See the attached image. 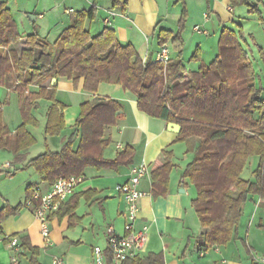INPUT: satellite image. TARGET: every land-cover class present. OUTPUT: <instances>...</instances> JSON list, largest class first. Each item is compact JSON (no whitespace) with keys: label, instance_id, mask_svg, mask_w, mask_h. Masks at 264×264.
<instances>
[{"label":"trees","instance_id":"16d2710c","mask_svg":"<svg viewBox=\"0 0 264 264\" xmlns=\"http://www.w3.org/2000/svg\"><path fill=\"white\" fill-rule=\"evenodd\" d=\"M248 5V0H232V5ZM253 13V9H250ZM261 15V14H260ZM259 18L261 19V16ZM92 11L73 16L70 27L58 40L49 43L37 33L24 36L12 14L0 3V49L13 48L8 56L0 54V87L17 94L22 125L12 134L0 103V149L20 155L36 144L28 132L29 125L39 126L33 115L37 102L51 103L47 111L45 134L57 137L66 129V106L57 98L53 79L66 78L75 88L83 82L86 93L98 94L101 84L120 86L137 98V108L150 118L182 127L175 144L192 142L194 160L183 175L196 187L192 205L201 227L202 239L210 246H226L238 237L245 205L253 198L264 206V88L257 84L249 55L237 41L236 33L224 30L219 55L209 66L201 64L196 73H189L183 64L186 11L177 34L160 31V48L170 45L172 52L165 67L157 61L144 63L131 45H123L115 32L105 29L92 36L85 23ZM21 47L20 51L15 50ZM264 60V52L260 51ZM195 53L191 60L198 61ZM264 63V61H263ZM37 87L36 92L30 90ZM123 105L110 98H96L80 106V115L72 134L63 139L58 152L47 150L15 173L32 167L44 181L53 186L59 179L83 177L87 169L118 171L134 163L136 151L127 146L114 160H107L105 151L111 144L107 131L117 126ZM79 140L77 147L75 142ZM167 164L155 162L150 174L154 195L168 191L172 151H164ZM252 161V180L245 177ZM95 192L74 194L61 203L52 216L68 219V228L80 222L76 214L80 201H91ZM33 199L28 195L27 201ZM37 205V203H35ZM17 209L11 212H17ZM5 211L0 212V230ZM21 248L31 252L30 264H39L37 248L25 242ZM122 264H164L159 256Z\"/></svg>","mask_w":264,"mask_h":264},{"label":"crops","instance_id":"0c3cea01","mask_svg":"<svg viewBox=\"0 0 264 264\" xmlns=\"http://www.w3.org/2000/svg\"><path fill=\"white\" fill-rule=\"evenodd\" d=\"M0 3L10 11L24 36L37 33L49 43L56 42L70 27L74 15L92 11L93 17L85 23L86 30L94 37L105 29L113 30L118 41L123 45H131L144 63L156 62V55L160 50L157 38L159 32L177 34L186 11L187 20L181 34L185 43L182 61L189 73L198 72L201 64L209 66L215 61L220 52L219 44L224 30L243 35L238 36L237 41L250 59L256 61L260 51L264 52V0H248V5L240 4L239 1L237 6L232 5V0H0ZM250 9H253V13L249 12ZM196 27L200 32L195 31ZM188 45H191L189 52L192 55L185 58L184 52ZM192 48L200 56L198 61L191 60L195 54L191 52ZM12 50L14 49L1 48L0 54L8 56ZM15 50L20 51L21 47ZM171 57L175 58L176 54L172 53ZM49 85H57V98L69 110L71 105L67 104L71 102L70 97L77 98V95L86 94L89 100L85 102H93L96 98H110L120 102L123 111L119 112L121 118L118 121L117 140L113 150H106L104 156L107 160H114L118 153L130 146L136 151L135 160L133 164L121 167L118 171L87 169L84 181L75 194L93 191L95 195L90 202L85 199L80 201L76 214L81 220L75 228H68L67 218L62 221L52 220L49 243L41 234L40 223L35 218L33 208L26 204L29 194H47L51 188L50 183L40 178L32 167L12 176L0 175V212L7 213L0 230V264H14V252L8 242L11 237L19 238L21 244L25 242L31 248H37L39 264H52V259L57 256L65 258L67 264H94L93 249L107 248L104 228L112 226L118 235L124 234L125 207L116 194L115 187L127 183L132 170L137 166L147 165L151 171L157 161L167 164L164 151L173 153L171 163L174 169L170 174L168 191L163 195H154L150 172L140 185L145 196L140 202L137 226L148 225L150 238L145 253L137 259L159 256L164 264H255L253 254L264 256V206L259 204L257 198L252 199L257 204V212L251 213L250 222L246 219L249 217L247 210L250 205L245 206L235 240L226 246L204 243L202 235L205 230L192 205L196 199L194 187L187 180L185 184L182 183L186 168L194 157V144H175L181 132L175 133L169 126L170 123L140 112L135 95L120 86L107 84H101L98 94L93 95L83 90V82L75 88L66 78H60L55 83L52 80ZM104 86H110L108 90L114 88L116 95L105 93ZM4 89L17 99L16 102L19 101L16 93ZM30 90L36 92L38 88L31 87ZM50 105L46 101L37 102L33 115L38 117L39 109L45 106L44 112L48 111ZM69 110L64 111L66 116ZM3 112L7 124L10 115L7 110ZM75 112L71 125L65 120L68 127L73 128L80 109L77 108ZM19 120L20 117L15 119V126L21 122ZM112 131V128L107 131V138L111 142ZM14 132L15 130L11 131L12 134ZM35 140L37 146L39 140ZM46 142L47 149L35 153H30L31 149L20 155L7 151V160L0 164V173H11L23 168L47 150L58 152ZM5 165L10 168L3 169ZM246 178L252 180L251 173ZM17 208L16 213L11 212ZM30 259L31 252L24 249L18 256V264H30Z\"/></svg>","mask_w":264,"mask_h":264},{"label":"built area","instance_id":"2783aa9c","mask_svg":"<svg viewBox=\"0 0 264 264\" xmlns=\"http://www.w3.org/2000/svg\"><path fill=\"white\" fill-rule=\"evenodd\" d=\"M196 32H200L198 27ZM171 60V53L168 45L160 48L156 55V61L167 66ZM5 165L3 169H9ZM147 165H140L132 170L130 180L115 187L116 194L122 199L125 207L124 234L118 235L112 226L107 227V248L93 249L94 264H122L126 261H133L145 253L149 242V226H137L139 221L140 202L145 193L140 189L142 180L149 174ZM83 177H70L59 179L47 194L33 193V199L27 201V207L34 210L35 218L40 223L41 234L44 240L49 243L51 236L52 216L58 212L61 203L73 196L77 188L83 183ZM37 203V205H35ZM10 247L13 249V263L18 264V256L22 253L21 242L17 237L8 238ZM255 264H264V256L252 255ZM52 264H67L65 258L55 257Z\"/></svg>","mask_w":264,"mask_h":264},{"label":"rangeland","instance_id":"374dc122","mask_svg":"<svg viewBox=\"0 0 264 264\" xmlns=\"http://www.w3.org/2000/svg\"><path fill=\"white\" fill-rule=\"evenodd\" d=\"M262 9V8H261ZM237 36H243L241 33H236ZM169 49H170V53L172 54L173 50L171 48V46L169 45ZM191 49V45H188L186 46V49H185V52H184V56L185 58L188 57L189 55H192L189 51ZM193 51H191L192 53H195V48H192ZM259 59H257L256 61H254L253 59H250V62L252 64V67H253V70L255 71V74H256V82L257 84H262L263 88H264V63H263V59H261V55H259L258 57ZM108 85V84H107ZM110 86H104V90L105 93H108V94H111L112 95H116V92L114 91V88H110L112 90H108ZM106 89V90H105ZM12 96L9 94V92H7L6 89L0 87V103L3 105V110H7V114L10 115V120L9 122H7V126L9 128V130L13 131V130H17L23 123V120H22V115H21V112H20V108H19V101L16 102L17 99L15 98H11ZM59 100V99H58ZM70 100L71 102L68 103L67 105H71L70 107V110H69V107H67L66 110H69L68 111V115L66 116L64 114V118L66 120V123H70L69 125H71V120L76 116L75 115V111L76 109H80V106L83 102L89 100L88 97L86 96V94H84V96L82 95H77V98L75 96H71L70 97ZM78 104V105H77ZM43 108L45 109V106H42L38 113H37V116L36 119L37 121L39 122V126H32V125H29L27 127V130H29L30 133H32L36 139H38V145L37 146H32L30 147L27 151H29L30 149V153H35V151H38V150H46L47 147V142L49 143L51 149L53 150H56V151H60L61 149V146H60V143L62 142L63 139L65 138H68L71 134H72V127H68L67 124H66V129L62 132V134L60 136H57V137H49V136H46L45 134V128H46V123H47V110L44 112ZM20 117V120L21 122L18 123L17 126L16 125V121L15 119L16 118H19ZM19 120V121H20ZM119 124V122H118ZM118 124L117 126L113 127L112 128V135H113V143L111 142L110 146L108 147L107 150H110L112 151L113 148H114V144H115V141L117 140V128H118ZM15 127V129H14ZM78 142L79 140H77L75 142V146L77 147L78 145ZM27 151H25L27 153ZM8 152L6 150H1L0 149V164L6 162L5 159L7 157V154ZM194 160V157L191 158V161L190 162H193ZM256 165L257 163H255L254 161H252L246 171V174H245V177H248L250 175V171H252L254 168H256ZM7 171V170H6ZM0 175H7L5 172L3 173H0ZM190 184V183H189ZM192 185V184H190ZM193 186V185H192ZM194 187V191H195V196H197V189L195 186ZM246 205H250L248 206V212H249V217H247V221H251L249 218H252L250 217L251 216V213L253 214V212H255L257 210L256 208V203L254 204L253 203V200L251 199L249 201V203H247ZM245 205V206H246ZM250 207V208H249ZM245 209V207H244ZM257 212V211H256ZM256 222H258V220H256ZM107 229V227L104 228V231ZM105 244H106V241H105ZM101 246H104V245H101ZM58 257V256H57ZM53 261V259H52Z\"/></svg>","mask_w":264,"mask_h":264},{"label":"water","instance_id":"95a60500","mask_svg":"<svg viewBox=\"0 0 264 264\" xmlns=\"http://www.w3.org/2000/svg\"><path fill=\"white\" fill-rule=\"evenodd\" d=\"M56 82V79H53V83ZM121 113H118V115ZM169 126L171 127L172 131H174L175 133H180L182 130V127L178 124H174V123H170ZM181 192H184L183 190H181Z\"/></svg>","mask_w":264,"mask_h":264}]
</instances>
